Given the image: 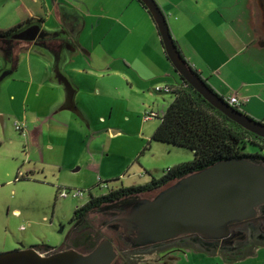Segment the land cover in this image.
<instances>
[{"label": "crops", "instance_id": "obj_1", "mask_svg": "<svg viewBox=\"0 0 264 264\" xmlns=\"http://www.w3.org/2000/svg\"><path fill=\"white\" fill-rule=\"evenodd\" d=\"M156 2L187 63L219 96L248 97L241 107L264 122L259 0ZM28 19L19 35L0 39V93L35 139L27 171L58 179L65 171L78 179L68 187L82 191L148 182L157 171L148 141L158 126L149 121L173 101L155 87L178 81L149 14L136 0H0L1 31ZM22 62L25 76L16 78ZM242 264H264V252Z\"/></svg>", "mask_w": 264, "mask_h": 264}, {"label": "water", "instance_id": "obj_2", "mask_svg": "<svg viewBox=\"0 0 264 264\" xmlns=\"http://www.w3.org/2000/svg\"><path fill=\"white\" fill-rule=\"evenodd\" d=\"M148 9L163 50L173 69L210 105L247 131L264 138V123L236 110L205 80L194 74L170 32L156 0H140ZM264 11V0H259ZM71 99L73 90L66 83ZM264 206V160L225 159L191 173L156 192L151 198L130 196L106 206L132 246H144L196 234L209 240L228 238L230 227L253 219ZM135 234V237L129 235ZM232 244V242H228ZM116 257L112 241L102 239L87 253L60 249L42 253L31 247L0 253V264H111Z\"/></svg>", "mask_w": 264, "mask_h": 264}, {"label": "rangeland", "instance_id": "obj_3", "mask_svg": "<svg viewBox=\"0 0 264 264\" xmlns=\"http://www.w3.org/2000/svg\"><path fill=\"white\" fill-rule=\"evenodd\" d=\"M24 58L23 56L22 61ZM1 61L2 59H0V64ZM25 66L22 62L21 67L14 73L16 78L25 76ZM4 74L5 72L0 73V80L5 77ZM10 78H6L3 87L7 85ZM178 79L179 76H177ZM157 95L163 98H174L171 93H158ZM21 109L22 107L18 108V113ZM240 110L246 113L243 107ZM15 122L24 123L2 92L0 93V253L16 250V246L19 250L31 247L43 250L45 246L51 247L54 251L59 250L64 246L72 227L73 211L85 204L88 199V190L83 189L80 197L61 198L58 192L72 189L70 184H74L77 178L68 177L65 171L61 172V179L56 178L57 173L54 177L53 173L48 174L47 172V178L37 171L29 173L26 168L30 159L26 154L31 152L32 147L30 146L35 145V139L27 135V127L22 132L16 130ZM149 123L159 125L160 118L153 119ZM152 145L156 154L153 157L150 154L148 159L157 170L153 171L155 178H159L167 168L193 159L187 148L159 142H154ZM250 149L248 146L247 150L251 151ZM145 157H149V153ZM141 159L144 160L143 157ZM16 175L20 179H15ZM135 182L140 185L144 181ZM89 189L94 196L108 193V190L98 188L97 185ZM154 194L155 192L143 197L151 198ZM89 220L96 227L94 237H98L99 234V241L105 237L110 238L109 230L102 226L103 221L106 222L107 219L101 212H93ZM190 264H221V262L216 258L200 260L195 255Z\"/></svg>", "mask_w": 264, "mask_h": 264}, {"label": "trees", "instance_id": "obj_4", "mask_svg": "<svg viewBox=\"0 0 264 264\" xmlns=\"http://www.w3.org/2000/svg\"><path fill=\"white\" fill-rule=\"evenodd\" d=\"M136 1L151 17L143 2ZM30 22L31 19H28L10 29L0 30V39L9 40L16 37L20 34L22 28L28 27ZM157 34L159 35L158 30ZM177 49L179 50L178 46ZM188 67L191 66L188 64ZM191 69L194 74L200 75L194 68L191 67ZM207 86L211 88L208 84ZM170 93L174 95L173 101L164 111L160 123L148 143L153 141L187 148L193 153V159L163 171L162 176L158 179L150 175L151 179L144 184L121 187L100 196L90 194L88 201L76 208L72 214L71 221H80L77 228L78 232L86 228L87 221L85 217L99 208L126 197H143L156 193L173 182L220 160H264V138L247 131L230 120L210 105L191 85L179 78L177 85ZM220 97L225 99L222 96ZM248 146L251 151L247 150ZM15 179L20 178L16 175ZM72 237L73 230L70 229L66 240ZM97 243H99V238L94 237V241L88 247V250L95 247ZM53 251L51 247H43L44 253L49 254Z\"/></svg>", "mask_w": 264, "mask_h": 264}, {"label": "flooded vegetation", "instance_id": "obj_5", "mask_svg": "<svg viewBox=\"0 0 264 264\" xmlns=\"http://www.w3.org/2000/svg\"><path fill=\"white\" fill-rule=\"evenodd\" d=\"M96 211L101 212L107 219L106 222L103 221L102 226L109 230L110 238H105L112 241L116 252L111 264H190L195 255L200 260L216 258L221 264H242L246 258L264 252V206L257 209L253 219L231 226L230 234L225 239L209 240L196 234H184L166 241L137 247L132 246L125 239L124 229L119 224L111 222L117 212L114 213L106 206ZM89 216L90 214L85 217L87 225L81 232L77 230L80 221H71L73 237L66 240L62 250L74 249L80 253H87L94 248L88 250L94 241L93 234L96 231ZM129 237H135V234ZM229 241L232 242L231 245L228 244Z\"/></svg>", "mask_w": 264, "mask_h": 264}, {"label": "built area", "instance_id": "obj_6", "mask_svg": "<svg viewBox=\"0 0 264 264\" xmlns=\"http://www.w3.org/2000/svg\"><path fill=\"white\" fill-rule=\"evenodd\" d=\"M174 88H170V87H161V86H157L155 87V91L157 92H165V93H170ZM224 101L229 104L230 106L236 108V110H240L241 106L245 103H247L249 101V98L248 97H238L237 95H232L230 97H227L226 99H224ZM164 114V113H163ZM162 114V115H163ZM161 115V117H162ZM156 115L154 113H146L144 118L145 119H150L152 117H155ZM14 127L16 130L22 132L24 130V124H18V123H14ZM169 169V168H167ZM166 169V170H167ZM102 188V189H107L108 190V186L106 183H100L98 185V188ZM110 190H108L109 192ZM83 194V191L82 190H78V189H68V190H61L58 192V196L61 197V198H66L67 196H71L73 198H76V197H80L82 196ZM90 191H88V198H89V195H90Z\"/></svg>", "mask_w": 264, "mask_h": 264}]
</instances>
